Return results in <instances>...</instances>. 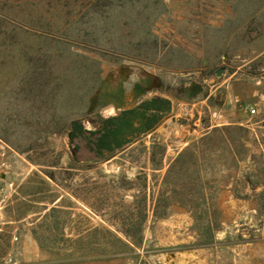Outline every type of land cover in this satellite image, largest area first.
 I'll return each instance as SVG.
<instances>
[{"label": "rangeland", "instance_id": "rangeland-1", "mask_svg": "<svg viewBox=\"0 0 264 264\" xmlns=\"http://www.w3.org/2000/svg\"><path fill=\"white\" fill-rule=\"evenodd\" d=\"M1 173L0 264H264V0H0Z\"/></svg>", "mask_w": 264, "mask_h": 264}, {"label": "trees", "instance_id": "trees-1", "mask_svg": "<svg viewBox=\"0 0 264 264\" xmlns=\"http://www.w3.org/2000/svg\"><path fill=\"white\" fill-rule=\"evenodd\" d=\"M171 109V100L153 98L103 121L102 126L96 131H87L82 123L75 121L69 135L70 140L74 143L78 138H89L90 150L101 158L127 144L133 132L146 133L152 130L165 115L170 113ZM86 134H89V137Z\"/></svg>", "mask_w": 264, "mask_h": 264}, {"label": "water", "instance_id": "water-1", "mask_svg": "<svg viewBox=\"0 0 264 264\" xmlns=\"http://www.w3.org/2000/svg\"><path fill=\"white\" fill-rule=\"evenodd\" d=\"M223 73H224V69H219L217 71L216 75H217V77H221ZM0 179H5V174L4 173L0 174Z\"/></svg>", "mask_w": 264, "mask_h": 264}, {"label": "built area", "instance_id": "built-area-1", "mask_svg": "<svg viewBox=\"0 0 264 264\" xmlns=\"http://www.w3.org/2000/svg\"><path fill=\"white\" fill-rule=\"evenodd\" d=\"M249 111H250L251 114H255L256 113V111L254 109H249Z\"/></svg>", "mask_w": 264, "mask_h": 264}]
</instances>
